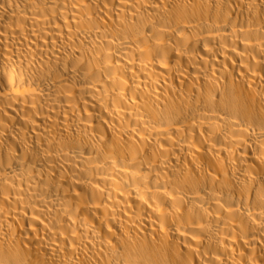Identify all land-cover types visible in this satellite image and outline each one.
Instances as JSON below:
<instances>
[{"label":"bare ground","instance_id":"obj_1","mask_svg":"<svg viewBox=\"0 0 264 264\" xmlns=\"http://www.w3.org/2000/svg\"><path fill=\"white\" fill-rule=\"evenodd\" d=\"M0 264H264V0H0Z\"/></svg>","mask_w":264,"mask_h":264}]
</instances>
